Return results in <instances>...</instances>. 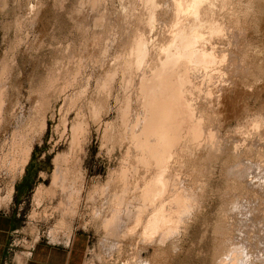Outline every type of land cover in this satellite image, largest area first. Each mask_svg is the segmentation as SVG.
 <instances>
[{"label":"rangeland","instance_id":"374dc122","mask_svg":"<svg viewBox=\"0 0 264 264\" xmlns=\"http://www.w3.org/2000/svg\"><path fill=\"white\" fill-rule=\"evenodd\" d=\"M178 1L0 0V212L16 220L12 256L23 257L39 240L65 244L80 238L86 245L85 264H226L224 259L235 249L242 260L234 264H264V0ZM178 30L188 32L189 38L200 34L199 39L193 37L198 44L185 45ZM184 46L189 48L184 51ZM200 47L212 52L211 61L194 60L197 57L188 54ZM189 64L197 66L192 69ZM168 66L175 68L174 76L171 70L162 71ZM179 69L183 72L178 74ZM160 71L172 82L162 84L169 90L165 93L158 91L163 87H154L156 94L149 87L157 83L153 76ZM179 79L189 86L185 89ZM174 89L178 95L186 91L179 97L189 102L185 105L190 109L183 107V100L177 102ZM169 92L177 100H169ZM162 96L168 103L160 102ZM172 104L175 115L169 109ZM161 129L166 134L158 137ZM58 154L71 156L68 168H75L69 173L77 174L69 177L79 190L65 194L51 182ZM37 189L42 191L40 197L35 196ZM151 218H157L153 226Z\"/></svg>","mask_w":264,"mask_h":264},{"label":"bare ground","instance_id":"6f19581e","mask_svg":"<svg viewBox=\"0 0 264 264\" xmlns=\"http://www.w3.org/2000/svg\"><path fill=\"white\" fill-rule=\"evenodd\" d=\"M177 1H178V0H177ZM197 1H198V0H197ZM197 1H196V2H197ZM178 2H179V1H178ZM201 2H202V1H201ZM175 3H176V2H175ZM180 3H181V1H180ZM180 3H179V7L181 8L182 6H180ZM183 3H184V2H182V4H183ZM210 3H211V2H210ZM187 4H188V3H187ZM187 4H186V5H187ZM204 4H205V3H204ZM183 5H184V4H183ZM191 6H192V5H191ZM200 6H201V5H200ZM177 7H178V3H177ZM187 7H188V6H186V9H187ZM182 8H183V7H182ZM195 8H196V7H195ZM195 8H194V9H195ZM196 9H197V8H196ZM200 9H201V8H200ZM204 9H205V8H204ZM179 10H180V9H179ZM184 10H185V9H184ZM85 11H86V10H85ZM87 11H88V10H87ZM185 11H186V10H185ZM187 11H189V10H187ZM187 11H186V12H187ZM200 11H201V10H200ZM177 12H178V10H177ZM182 12H183V11L181 10V13H180V14H182ZM186 12H184V13H186ZM194 12H195V11H194ZM197 12H199V8H198V11H197ZM90 13H91V12H90ZM178 13H179V12H178ZM188 13H189V12H188ZM85 14H86V13H85ZM91 14H92V13H91ZM191 14H192V13H191ZM191 14H190V15H191ZM199 15H200V14H199ZM89 16H90V15H89ZM192 16H194V15H192ZM186 17H187V15H186ZM189 17H191V16H189ZM194 17H195V16H194ZM93 18H94V17H93ZM178 18H180L179 15H178ZM198 18H199V17H198ZM201 18H202V17H201ZM190 19H191V18H190ZM88 20H89V19H88ZM177 20H179V19H177ZM182 20H183V19H182ZM185 20H186V19H185ZM188 20H189V19H188ZM188 20H187V21H188ZM198 21H200V20H198ZM105 22H106V21H105ZM177 22H178V21H177ZM180 22H181V19H180ZM196 22H197V21H196ZM181 23H182V22H181ZM106 24H107V23H106ZM174 24L177 25L176 22H175ZM201 24H202V22H201ZM198 25H199V24H198ZM202 25H203V24H202ZM98 26H99V25H98ZM178 26H179V25H178ZM104 27H105V26H104ZM108 27H109V25H108ZM180 27L182 28L183 26L180 25ZM180 27H179V29H180ZM197 27H198V26H197ZM197 27H196V28H197ZM99 28H100V27H99ZM175 28H176V27H175ZM186 28H187V27H186ZM196 28H195V29H196ZM104 29H105V28H104ZM173 29H174V28H173ZM183 29H184V27H183ZM192 29H193V28H192ZM199 29H200V28H199ZM140 30H141V29H140ZM197 30H198V28H197ZM99 31H100V30H99ZM99 31H98V33H99ZM174 31H175V30H174ZM178 31H179V30H178ZM182 31H183V30H182ZM182 31H179V32H182ZM193 31H194V30H193ZM194 32H196V31H194ZM91 33H92V32H91ZM94 33H95V32H94ZM138 33H139V30H138ZM176 33H178V32H176ZM182 33H183V32H182ZM95 34H96V33H95ZM142 34H143V33H142ZM178 34H179V33H178ZM178 34L175 35V36L177 37ZM180 34H181V33H180ZM183 34L187 35L188 32H187V34H186V32L183 33ZM183 34H182V35H183ZM193 34H194V33H193ZM193 34H192V35H193ZM96 35H97V34H96ZM96 35H95V36H96ZM100 35H101V33H100ZM100 35H98V36H100ZM103 35H104V34H103ZM103 35H102V36H103ZM137 35H138V34H137ZM182 35H180V37L183 38V43H184L185 45H191V46H192V44H194V42L196 43V42L198 41L197 39L194 38L195 40H197V41H195V40L193 39V37H198V39H199V36H200V34H199V36H193V37H191V34H190V38H189L188 35H187L188 37H187V36L185 37L184 35H183V36H184V37H183ZM195 35H197V34L195 33ZM173 37H174V35H173ZM176 37H175V38H176ZM180 37H179V40H178V41H180ZM95 38H96V37H95ZM95 38H94V39H95ZM135 38H138V39H139V35H138V37H135ZM203 38H204V37H203ZM101 39H102V38H101ZM101 39H100V40H101ZM176 39H177V38H176ZM89 40H90V39H89ZM89 40H88V41H89ZM100 40H99V41H100ZM140 40H141V39H140ZM172 40H173V39H172ZM97 41H98V40H97ZM95 42H96V40H95ZM137 42H138V41H137ZM174 42H176L175 39H174ZM181 42H182V40H181ZM181 42H180V43H181ZM100 43H101V42H100ZM170 43H171V41H170ZM170 43H169V44H170ZM200 43H201V41H200ZM97 44H98V43H97ZM137 44H138V43H137ZM142 44H143V43H142ZM174 44H176V43H174ZM197 44H198V42H197ZM98 45H99V44H98ZM140 45H141V44H140ZM146 45H147V44H146ZM146 45H145V46H146ZM170 45H171V44H170ZM178 45H179V44H178ZM199 45H200V44H199ZM209 45H210V44H209ZM148 46H149V45H148ZM174 46H175V45H174ZM179 46H180V49H183V48H181V45H179ZM191 46H190V47H191ZM196 46H197V45H196ZM196 46H195V47H196ZM206 46H207V45H206ZM143 47H144V46H143ZM146 47H147V46H146ZM146 47H145V48H146ZM175 47H176V46H175ZM182 47H183V45H182ZM186 47H187V46H186ZM192 47H194V46H192ZM210 47H211V46H210ZM96 48H97V47H96ZM139 48H140V47H139ZM145 48H144V49H145ZM187 48H189V47H187ZM187 48L185 49V46H184V51H186ZM197 48H198V47H197ZM211 48H212V47H211ZM203 49H204V48H202V50H203ZM96 50H97V49H96ZM146 50H147V49H146ZM146 50H145V51H146ZM173 50H174V49H173ZM184 51H183V52L180 51V53H181V52L184 53ZM207 51H208V49H207V50L204 49L203 51H201V47H200V50H198V49H196V48H193V49L191 48V49L188 50V54H189L190 56L192 55V56H194V57L196 56V57L198 58V59H197V58H194V57H193L194 60H195V59H196V60H199V61L201 60V62H202V60H206V61L208 62V60L211 61V58H210V57L213 56V54L211 55V53H212V52H211V53H210L211 56H210V55L208 54L209 52L207 53ZM146 52H147V51H146ZM146 52H145V53H146ZM178 52H179V50L176 52V54H177ZM163 53H164V52H163ZM165 53H167V51H166ZM172 53L175 54V52H172ZM172 53H171V54H172ZM171 54H170V55H171ZM185 54H186V53H185ZM185 54H184V55H185ZM189 55H188L187 57H189ZM101 56H102V55H101ZM162 56L164 57V55H162ZM174 56H175V57H178V56H176V55H174ZM174 56L171 57V58H172V59L174 58L173 60H176V61H177V59H176ZM143 57H145V54H144ZM155 57H156V56H155ZM168 57H169V59H171L170 56H167V58H168ZM180 57H181V56H180ZM185 57H186V55H185ZM181 58H183V56H182ZM181 58H179V59H181ZM193 58L191 57V60H192ZM108 59H109V58H108ZM146 59H147V58H146ZM179 59H178V60H179ZM186 59H188V58H186ZM207 59H208V60H207ZM212 59H213V57H212ZM139 60H140V59H139ZM183 60L185 61V59H183ZM183 60H182V61H183ZM189 60H190V59H189ZM142 61H143V60H142ZM153 61H154V60H153ZM159 61H160V60H159ZM166 61H168V59H166ZM182 61L180 60V62H182ZM186 61H187V60H186ZM206 61H204V63H205ZM154 62H155V61H154ZM155 63H156V62H155ZM174 63H177V62L174 61L172 64L175 65ZM156 64H157V63H156ZM165 64H166V63H165ZM172 64H171V65H172ZM186 64H187V63H186ZM194 64H195V61H194ZM130 65H131V63H130ZM135 65H136V63H135ZM144 65H145V63H144ZM148 65H149V64H148ZM152 65H153V64H152ZM163 65H164V64H163ZM166 65H168V64H166ZM166 65H165V66H166ZM189 65H190V64H189ZM205 65H206V64H205ZM161 66H162V65H161ZM165 66H164V67H165ZM169 66H170V65H169ZM169 66H168L167 69L164 68V67H162V68H163L162 71H166V74H167V71L170 72L171 67L169 68ZM191 66H192V65H190L189 67L192 68ZM193 66H194V65H193ZM196 66H197V65H196ZM196 66H195V67H196ZM218 66H219V65H218ZM130 67L132 68L133 66H130ZM149 67H150V66H149ZM178 67H179V66H178ZM195 67H194V68H195ZM176 68H177V67H176ZM190 68H189V69H190ZM194 68H192V69H194ZM158 69H159V68H158ZM174 69H175V68H174ZM174 69L171 70L172 73H170V74H173ZM189 69H188L187 71L190 72ZM196 69H199V68H196ZM215 69H216V68H215ZM144 70H145V69H144ZM156 70H157V69H156ZM182 70H183V67H182ZM131 71H132V69H131ZM137 71H138V69H137ZM154 71H155V70H153V72H154ZM157 71H158V70H157ZM157 71H156V72H157ZM162 71H160V73H159L158 75H157V73H156L157 76H155V74H154V76H153V74H152V76H153L155 79H157V83H156V81H155V82H154L155 84H153V86H150L149 88H150V90H153V92H155V93H156V91H155L156 89H157V90H158V88L160 89L161 87H163L164 84H166V86H167V83H169L168 81H170L169 79H170L171 76H169V77H165V76H163V74H161ZM175 71H176V70H175ZM179 71H180V69H179ZM179 71H178V74L183 72V71H182V72H181V71L179 72ZM151 72H152V70H151ZM151 72H150V70H149V73H151ZM158 72H159V71H158ZM129 73H130V72H129ZM146 73H147V72H146ZM154 73H155V72H154ZM194 73H195V72H194ZM199 73H201V72H199ZM199 73H198V74H199ZM105 74H106V73H105ZM137 74H138V73H137ZM160 74H161V75H160ZM166 74H165V75H166ZM168 74H169V73H168ZM174 74H175V73H174ZM174 74H173V76H174ZM185 74H186V73H185ZM191 74H192V73H191ZM191 74H190V76H191ZM108 75H109V74H108ZM144 75H145V74H144ZM147 75L149 76L148 73H147ZM159 75H160V76H159ZM176 75H177V74H176ZM150 76H151V75H150ZM158 76H159V77H158ZM162 76H163V77H162ZM177 76H178V75H177ZM179 76H180V75H179ZM179 76H178V77H179ZM187 76H188V75H187ZM113 77H114V76H113ZM128 77H129V76H128ZM146 77H147V76H146ZM153 77H152V78H153ZM184 77H186V76H185V75H182V79H183ZM102 78H103V77H102ZM138 78H139V77H138ZM143 78H144V77H143ZM176 78H177V77H176ZM176 78H175V79H176ZM112 79H113V78H112ZM133 79H134V78H133ZM141 79H142V78H141ZM182 79H179V82H182L181 84H183ZM185 79H186V78H185ZM185 79H183V80H185ZM47 80H48V79H47ZM100 80H101V79H100ZM100 80H99V81H100ZM143 80H145V79H143ZM147 80H148V79H147ZM147 80H146V81H147ZM149 80H151V78H150ZM177 80H178V78H177ZM180 80H181V81H180ZM188 80H189V79H188ZM113 81H114V79H113ZM140 81H141V80H140ZM150 82H151V81H150ZM152 82H153V81H152ZM170 82H172V80H171ZM173 82H176V80L173 81ZM190 82H191V81H190ZM126 83H128V82H126ZM139 83H142V82H139ZM186 83H188V82L186 81ZM162 84H163V85H162ZM177 84H178V83H177ZM189 84H190V83H189ZM191 84H192V82H191ZM101 85H102V84H101ZM139 85H140V84H139ZM168 85H169V84H168ZM170 85H171V84H170ZM193 85H194V84H193ZM64 86H65V85H64ZM136 86H137V85H136ZM148 86H149V84H148ZM164 86H165V85H164ZM166 86H165V87H166ZM178 86H179V85H178ZM187 86H189V85L187 84ZM187 86H186V84H185V86H184V84H183V87H185V89L187 88ZM103 87H104V86H103ZM129 87H130V86H129ZM154 87H155L156 89H155ZM172 87H174V86H172ZM179 87H180V86H179ZM179 87H178V88H179ZM183 87H182V88H183ZM144 88H145V87H144ZM169 88H170V87H169ZM176 88H177V86L175 87V89H176ZM195 88H196V87H195ZM164 89H166V88L163 87V89L161 88V89L158 90V91L161 92V90L163 91ZM175 89H174V94L178 95L177 92H175ZM180 89H181V88H179L178 90H180ZM193 89H194V88H193ZM148 90H149V89H148ZM167 90H168V89H166L165 91H167ZM170 90H171V89H170ZM183 90H184V89H183ZM183 90H182V91H183ZM188 90H189V89H188ZM213 90H214V89H213ZM144 91H145V90H144ZM168 91H169V90H168ZM176 91H177V90H176ZM182 91H181V94H182V93H185V94H186V91H185V92H182ZM51 92H52V90H51ZM147 92H148V91H147ZM147 92H145V93H147ZM163 92H164V91H163ZM163 92H162V94H163ZM201 92H202V91H201ZM201 92H199V93H200L199 95H201ZM148 93H149V94L151 93V94L154 96V93H152V91H151V92H148ZM164 93H165V92H164ZM169 93H170V92H169ZM171 93L173 94V91H172ZM171 93H170L171 98L169 97L168 99H169V100L171 99L172 102H173V100H175L176 98H173V99H172V94H171ZM187 93H188V91H187ZM194 93H196V92H194ZM202 93H203V92H202ZM205 93H206V92H205ZM208 93H209V92H208ZM151 94H150V95H151ZM156 94H157V93H156ZM179 94H180V93H179ZM181 94H180V95H181ZM188 94H189V96H190L191 93H188ZM197 94H198V93H197ZM150 95H149V96H150ZM158 95L160 96L161 94L159 93ZM180 95H178V100L176 99L178 103H179L181 100H183V99L180 100V97H179ZM183 95H184V94H183ZM205 95H206V94H205ZM137 96H138V95H137ZM149 96L147 95V97H146V96L144 95V97H146V98H149ZM156 96H157V95H156ZM165 96H166V95H165ZM165 96H164V97L162 96L161 98L164 99ZM167 96H169V95H167ZM189 96L187 97V95H186V96H185L186 98H185L184 96H183V97H184L185 99H188ZM191 96H192V95H191ZM68 97H69V96H68ZM173 97H176V96L174 95ZM197 97H198V96H197ZM197 97H196V98H197ZM159 98H160V97H159ZM166 98H167V97H166ZM166 98L164 99V101H163V99H162L163 102H162V101H160V102H161V103H165V104L168 103V101L166 102V100H167ZM196 98H195V99H196ZM212 98H213V97H212ZM68 99H69V98H68ZM151 99H152V96H151ZM154 99H155V97H154ZM129 100H130V98H128V101H129ZM144 100H145V99H144ZM148 100H150V99H148ZM179 100H180V101H179ZM192 100H193V99H192ZM145 101H146V100H145ZM152 101H153V99H152ZM183 101H184V100H183ZM183 101H181V102H183ZM190 101H191V99H190ZM196 101H197V99H196ZM200 101H201V99H200ZM148 102H149V101H148ZM158 102H159V101H158ZM169 102H171V101H169ZM172 102H171V103H172ZM185 102H186V103H185ZM192 102H193V101H192ZM197 102H198V101H197ZM143 103H144V101H143ZM178 103H177V106L180 105V104H178ZM183 103H184V104H183V107H187V108H189L188 106H186V105H188V103H189V102L187 103V100L184 101ZM127 104H128V103H127ZM130 104H131V103H130ZM150 104H151V103H150ZM153 104H154V103H153ZM157 104H158V103H157ZM185 104H186V105H185ZM143 105H144V104H143ZM155 105H156V104H155ZM184 105H185V106H184ZM137 106H139V105H137ZM146 106H148V105H146ZM146 106H145V108H146ZM149 106H150V105H149ZM163 106H164V104H163ZM152 107H153V106H152ZM156 107H157V106H156ZM165 107H167V106L165 105ZM180 107H181V106H179V107H177V108L180 109ZM203 107H205V104H204ZM39 108H41V106H40ZM134 108H135V107H134ZM142 108H143V107H142ZM157 108H158V107H157ZM157 108H156V109H157ZM160 108H161V106H160ZM160 108H159V109H160ZM193 108H194V107H193ZM198 108H199V107H198ZM98 109H99V108H98ZM129 109L131 110V108H129ZM149 109H150V108H149ZM152 109H153V108H152ZM169 109H170L171 112H172L173 110H175V104L170 105ZM169 109H168V111H169ZM181 109H182V107H181ZM183 109H184V108H183ZM183 109H182V111H186V110H183ZM189 109H190V108H189ZM64 110H65V109H64ZM132 110H133V109H132ZM138 110H139V109H138ZM194 110H195V109H194ZM180 111H181V110H180ZM190 111H191V110H190ZM129 112H130V111H127V113H129ZM141 112H143V109H142ZM144 112H145V111H144ZM147 112H148V111H147ZM147 112H146V113H147ZM150 112H151V111H150ZM153 112H154V111H153ZM186 112H187V111H186ZM191 112H192V111H191ZM191 112H190V113H191ZM199 112H201V111H199ZM146 113H145V115H147ZM167 113H168V112H167ZM167 113H166V114H167ZM172 113H173V112H172ZM180 113H181V112H180ZM183 113H184V112H183ZM188 113H189V112H188ZM129 114H130V113H129ZM137 114H138V113H137ZM140 114H141V113H140ZM142 114H143V113H142ZM173 114L175 115V113H173ZM186 114H187V113H186ZM134 115H135V113H134ZM134 115H133V116H134ZM148 115H149V113H148ZM148 115H147L146 117H148ZM156 115H157V114H156ZM177 115H178V114H177ZM184 115H185V113H184ZM191 115H192V113H191ZM195 115H196V114H195ZM96 116H97V115H96ZM99 116H100V115H99ZM123 116H125V114H124ZM127 116H128V115H127ZM138 116H139V115H138ZM167 116H168V115H167ZM198 116H199V115H198ZM139 117H140V116H139ZM172 117H173V116H172ZM194 117H195V116H194ZM201 117H202V116H201ZM144 118H145V117H144ZM148 118H149V117H148ZM154 118H155V117H154ZM157 118H158V117H157ZM162 118H163V117H162ZM166 118H167V117H166ZM168 118H169V117H168ZM178 118H179V117H178ZM181 118H182V117H181ZM181 118H180V119H181ZM187 118H188V117H187ZM129 119H130V118H129ZM135 119H136V118H135ZM138 119H139V118H138ZM145 119H146V118H145ZM160 119H161V118H160ZM172 119H173V118H172ZM203 119H204V118H203ZM77 120H78V119H77ZM130 120H131V119H130ZM151 120H152V119H151ZM167 120L170 121V119H167ZM167 120H166V122H167ZM197 120H198V119H197ZM42 121H43V119H42ZM146 121H147V119H146ZM148 121H149V120H148ZM155 121H156V120H155ZM81 122H82V121H81ZM201 122H202V121H201ZM201 122H200V124H201ZM138 123H139V122H138ZM156 123H158V122H156ZM136 124H137V123H136ZM142 124H143V122H142ZM161 124H162V123H161ZM175 124H176V123H175ZM157 125H158V124H157ZM166 125H167V124H166ZM166 125H165V126H166ZM179 125H180V124H179ZM193 125H194V124H193ZM129 126H130V125H129ZM155 126H156V125H155ZM160 126H164V125L162 124V125H160ZM168 126H169V125H168ZM172 126H173V125H172ZM197 126H198V125H197ZM201 126H202V125H201ZM137 127H138V126H137ZM140 127H141V126H140ZM199 127H200V126H199ZM77 128H78V127H76V130H75V131H78ZM162 128H163V130H164V127H162ZM130 129H131V128H130ZM145 129H146V128H145ZM165 129H166V128H165ZM184 129H185V128H184ZM135 130H136V129H135ZM155 130H157V129H155ZM161 130H162V129H161ZM163 130H162L161 133H157L158 130H157V132L155 131L156 134H158V137H159V134H160L161 136H162V135L165 136L166 132H163ZM205 130H206V129H205ZM147 131H148V130H147ZM41 132H42V131H41ZM159 132H160V131H159ZM169 132H170V131H169ZM173 132H174V131H173ZM173 132H172V134H173ZM176 132H177V131H176ZM179 132H180V130H179ZM198 132H199V131H198ZM210 132H212V131H210ZM141 133H142V132H141ZM141 133H139V134H141ZM187 133H189V132H187ZM137 134H138V133H137ZM148 134H149V133H148ZM156 134L154 133V136H156ZM175 134H176V133H175ZM206 134H207V133H206ZM29 135H30V134H29ZM33 135H35V134H33ZM141 135H142V134H141ZM141 135H140V136H141ZM167 135H168V134H167ZM176 135H177V134H176ZM176 135H175V136H176ZM31 136H32V135H31ZM135 136H136V134H135ZM161 136H160V137H161ZM179 136H180V135H179ZM179 136H178V137H179ZM32 137H33V136H32ZM149 137H150V136H149ZM149 137H148V138H149ZM158 137H157V138H158ZM215 137H216V136H215ZM23 138H24V137H23ZM143 138H144V137H143ZM152 138H153V140H154V139L156 140V138H154V137L151 135L150 139L152 140ZM167 138H168V137H167ZM193 138H194V137H193ZM218 138H219V137H218ZM25 139H26V137H25ZM73 139H74V138H73ZM139 139H140V137H139ZM159 139H160V138H158V140H159ZM162 139H163V141H165V140H164V137H161V140H162ZM187 139H188V138H187ZM35 140H36V139H35ZM35 140H34V141H35ZM140 140H141V139H140ZM167 140H168V139H166V141H167ZM173 140H174V139H173ZM212 140H213V139H212ZM144 141H145V140H144ZM166 141H165V142H166ZM168 141H169V140H168ZM196 141H197V140H196ZM202 141H203V140H202ZM213 141H214V140H213ZM148 142H149V141H148ZM150 142H151V141H150ZM153 142H154V141H153ZM161 142H162V141H160V144H161ZM171 142H172V141H171ZM199 142H200V141H199ZM137 143H138V141H137ZM144 143H145V142H144ZM155 143H156V141H155ZM201 143H202V142H201ZM23 144H24V143H23ZM158 144H159V142H158ZM158 144H157V145H158ZM160 144H159V145H160ZM162 144H164V142H162ZM27 145H28V143H27ZM166 145H168V144H166ZM183 145H184V144H183ZM187 145H188V144H187ZM30 146H31V145H30ZM140 146H141V145H140ZM132 147H133V146H132ZM146 147H147V146H146ZM181 147H182V146H181ZM70 148H71V147H70ZM72 148H73V147H72ZM166 148H167V147H166ZM28 149H29V150L27 151L26 158H25V160H24V165H25V164L28 162V160H29V157H30V154H31V151H32V147H30V148H28ZM80 149H81V148H80ZM223 149H224V148H223ZM152 150H153V149H152ZM158 150H161V149L159 148ZM158 150H157V151H158ZM164 150H167V149L164 148L163 151H164ZM171 150H172V149H171ZM175 150H176V149H175ZM189 150H190V149H189ZM204 151H205V150H204ZM153 152H154V151H153ZM160 152H162V151H160ZM168 152L170 153V151H168ZM196 152H197V151H196ZM200 152H203V151H200ZM149 153H151V152H149ZM163 153H164V152H163ZM173 153H174V151H173ZM173 153H171V154H173ZM69 154H70V153H69ZM154 154H156V153L154 152ZM157 154H158V153H157ZM175 154H176V153H175ZM178 154H179V153H178ZM203 154H205V153H203ZM209 154H212V153H209ZM23 155H24V154H23ZM131 155H132V154H131ZM146 155H147V154H146ZM173 155H174V154H173ZM181 155H182V154H181ZM214 155H216V154H214ZM214 155H213V156H214ZM79 156H80V155H79ZM148 156H149V155H148ZM169 156H170V155H169ZM70 157H71V156H69V155H67V154H64V155H60V154H58V155L56 156V158L54 159L55 167H54V171L52 172V181H51V182H52L55 186H58V187L61 189V191H62L63 193H65V194H66V193H71V192H73V191H75V190H79L78 187H76V185H75V183H76L75 181H76V180L73 181V180H71L70 177H69V176H71L72 174H75V173L77 174V172H76L75 170H74L75 173H74L73 170H72V171H73L72 174L69 173V170H70L71 168H75L74 166L71 167L70 169L68 168V162H70L69 160H71ZM142 157H143V156H142ZM159 157H160V156H159ZM161 157H162V156H161ZM182 157H183V156H182ZM187 157H188V156H187ZM203 157H204V156H203ZM166 158H167V156H166ZM195 158H196V157H195ZM200 158H201V157H200ZM73 159H74V158L72 157V161H73ZM155 159H156V158H155ZM176 159H177V158H176ZM190 159H191V158H190ZM210 159H211V158H210ZM145 160H146V159H145ZM165 160H166V159H165ZM165 160L163 159V162H162V161H160V162H162L163 164H165V163H164ZM167 160H168V159H167ZM173 160H175V159H173ZM180 160H181V159H180ZM180 160H179V161H180ZM195 160H196V159H195ZM75 161H76V160H75ZM77 161L81 162V160H77ZM129 161H130V160H129ZM156 161H157V160H156ZM189 161H190V160H189ZM198 161H199V160H198ZM198 161H197V162H198ZM146 162H147V161H146ZM157 162H158V161H157ZM75 163H76V162H75ZM170 163H171V162H170ZM170 163H168V164H170ZM193 163H194V162H193ZM193 163H192V164H193ZM210 163H211V162H210ZM78 164H79V163H78ZM78 164H77V166H78ZM129 164H130V163H129ZM168 164H167V165H168ZM173 164H174V162H173ZM131 165H132V164H131ZM154 165H155V164H154ZM160 165H161V163H160ZM171 165H172V164H171ZM129 166H130V165H129ZM164 166H165V165H164ZM169 166H170V165H169ZM195 166H196V165H195ZM195 166H194V167H195ZM202 166H203V165H202ZM209 166H210V165H209ZM23 167H24V166H23ZM69 167H70V166H69ZM80 167H81V166H80ZM149 167H150V166H149ZM158 167H160V166H158ZM174 167H175V166H174ZM232 167H233V166H232ZM76 168H77V167H76ZM140 168H141V167H140ZM151 168H152V167H151ZM163 168L165 169V167H163ZM190 168H193V166L190 167ZM195 168H196V167H195ZM197 168H198V166H197ZM23 169H24V168H23ZM23 169H22V171H24ZM80 169H81V168H80ZM80 169H77V171H79ZM160 169H161V168H160ZM164 169H162V170H164ZM185 169H186V168H185ZM200 169H201V168H200ZM202 169H203V168H202ZM155 170H156V169H155ZM162 170H161V171H162ZM181 170H182V169H181ZM81 171H82V170H81ZM143 171H144V170H143ZM152 171H153V170H152ZM164 171H165V170H164ZM201 171H202V170H201ZM146 172H147V171H146ZM176 172H177V171H176ZM178 172H179V171H178ZM181 172H183V170H182ZM191 172H192V171H191ZM202 172H203V171H202ZM210 172H211V171H210ZM79 173H81V172H79ZM79 173H78V174H79ZM159 173H161V172H159ZM172 173H173V172H172ZM186 173H187V172H186ZM189 173H190V172H189ZM203 173H205V172H203ZM226 173H227V172H226ZM19 174H20V173H19ZM149 174H150V173H149ZM165 174H166V173H165ZM178 174H179V173H178ZM197 174H198V173H197ZM197 174H196V175H197ZM42 175H43V174H42ZM112 175H113V174H112ZM153 175H154V173H153ZM156 175H157V174H156ZM175 175H176V174H175ZM181 175H182V174H181ZM186 175H187V174H186ZM194 175H195V174H194ZM194 175L192 174V176H194ZM203 175H204V174H203ZM211 175H212V173H211ZM224 175H225V173H224ZM224 175H223V176H224ZM78 176H80V175H78ZM162 176H163V175H161V177H162ZM176 176H177V175H176ZM178 176H179V175H178ZM187 176H188V175H187ZM190 176H191V175H190ZM134 177H135V176H134ZM134 177H133V178H134ZM149 177H150V176H149ZM156 177H157V176H156ZM161 177L159 176L158 178H161ZM174 177H175V176H174ZM233 177H234V176H233ZM71 178H72V177H71ZM73 178H75V177H73ZM82 178H83V177H82ZM142 178H143V177H142ZM146 178H147V177H146ZM166 178H167V176L165 177V179H166ZM179 178H180V176H179ZM194 178H195V177H194ZM194 178H193V179H194ZM203 178H204V176H203ZM236 178H237V177H236ZM249 178H250V177H249ZM75 179H76V178H75ZM77 179H79V178H77ZM150 179H151V178H150ZM150 179H149V180H150ZM154 179H155V178H154ZM161 179H162V178H161ZM161 179H160V181H162ZM240 179L243 181L242 178H240ZM130 180H131V179H130ZM158 180H159V179H158ZM173 180H174V179H173ZM181 180H182V178L180 179V181H181ZM198 180H199V179H198ZM203 180H205V179H203ZM252 180H253V179H252ZM80 181H82V180H80ZM167 181H168V180H167ZM192 181H193V180H192ZM239 181H240V180H239ZM135 182H136V181H135ZM143 182L146 183L145 181H143ZM149 182H150V181H149ZM152 182H153V181H152ZM184 182H185V181H184ZM186 182H187V181H186ZM144 183H143V184H144ZM150 183H151V182H150ZM163 183H164V182H163ZM163 183H162V184H163ZM166 183H167V182H166ZM166 183H165V184H166ZM181 183H182V182H181ZM231 183H232V182H231ZM242 183H243V182H242ZM244 183H245V182H244ZM140 184H141V183H140ZM204 184H205V183H204ZM126 185H127V184H126ZM153 185H154V184H153ZM155 185H157V184H155ZM159 185H160V184H159ZM163 185H164V184H163ZM172 185H173V184H172ZM174 185H175V184H174ZM195 185H196V184H194V186H195ZM234 185H235V184H234ZM244 185H245V184H244ZM80 186H81V185H80ZM80 186H79V187H80ZM84 186H85V185H84ZM147 186H148V184H147ZM147 186H146V187H147ZM169 186H170V185H169ZM181 186H182V185H181ZM183 186H184V185H183ZM197 186H198V185H197ZM197 186H195V187H197ZM46 187H47V186H46ZM141 187H142V185H141ZM157 187H158V186H157ZM178 187H179V186H178ZM235 187H236V186H235ZM243 187H244V186H243ZM39 188H40V187H39ZM48 188H49V187H48ZM109 188H110V187H109ZM170 188H171V187H170ZM170 188H169V189H170ZM173 189H174V188H173ZM10 190H11V189H10ZM128 190H129V189H128ZM141 190H142V189H141ZM153 190H155V189H153ZM153 190H151V192H152ZM159 190H160V188H159ZM165 190H166V189H165ZM7 191H8V190H7ZM12 191H13V190H11L10 192L12 193ZM43 191H44V190H43ZM157 191H158V190H157ZM41 192H42L41 189H37V191H36V193H35V196L38 197L39 195H41ZM46 192H47V191H46ZM144 192H145V191H144ZM151 192H146V193L151 194ZM153 192H154V191H153ZM160 192H162V191H160ZM205 192H206V191H205ZM11 193H10V194H11ZM44 193H45V192H44ZM136 193H137V192H136ZM141 193H142V192H141ZM157 193H158V192H157ZM157 193L155 192V194H157ZM108 194H109V192H108ZM123 194H124V193H123ZM131 194H133V193H131ZM125 195H126V194H125ZM125 195H124V196H125ZM140 195H141V194H140ZM144 195H145V194H144ZM151 195H152V194H151ZM174 195H175V194H174ZM145 196H146V195H145ZM39 197H40V196H39ZM104 197H105V196H104ZM127 197H129V196H127ZM127 197H126V198H127ZM139 197H140V196H139ZM148 197H149V196H148ZM154 197H155V196H154ZM205 197H206V196H205ZM54 198H55V197H54ZM107 198H108V196H107ZM134 198H135V197H134ZM175 198H176V197H175ZM226 198H227V197H226ZM5 199H6V198H5ZM111 199H112V198H111ZM152 199H153V198H152ZM155 199H156V198H155ZM158 199H159V198H158ZM201 199H202V197H201ZM224 199H225V198H224ZM0 200H1V199H0ZM37 200H38V198H37ZM58 200H59V199H58ZM116 200H117V199H116ZM126 200H127V199H126ZM126 200H125V202H126ZM134 200H135V199H134ZM143 200H145V199H143ZM148 200H150V198H149ZM160 200H161V199H160ZM227 200H228V199H227ZM40 201H41V200H40ZM112 201H113V200H112ZM118 201H119V200H118ZM145 201H146V200H145ZM154 201H155V200H154ZM154 201H152V202H154ZM2 202H3V201H1V203H2ZM96 202H97V201H96ZM109 202H110V201H109ZM123 202H124V201H123ZM123 202H122V203H123ZM131 202H133V201H131ZM147 202H149V201H147ZM158 202H160V201H158ZM3 203H4V202H3ZM5 203H6V202H5ZM133 203H134V202H133ZM137 203H138V202H137ZM142 203H143V202H142ZM142 203H141V204H142ZM144 203H145V202H144ZM112 204H113V203H112ZM147 204H148V203H147ZM150 204H151V203H150ZM163 204H164V203H163ZM192 204H193V203H192ZM242 204H243V203H242ZM4 205H5V204H4ZM70 205H71V204H70ZM95 205H96V204H95ZM104 205H105V204H104ZM125 205H126V204H125ZM125 205H124V206H125ZM132 205H133V204H132ZM243 205H244V204H243ZM62 206H63V205H62ZM109 206H110V204H109ZM109 206H108V208H109ZM111 206H112V205H111ZM114 206H115V205H114ZM116 206L119 207V206H121V205L119 204V205H116ZM133 206H134V205H133ZM141 206H142V205H141ZM143 206H144V205H143ZM151 206H152V205H151ZM157 206H159V205H157ZM171 206H172V205H171ZM0 207H2V206H0ZM48 207H49V206H48ZM65 207H66V206H65ZM97 207H98V206H97ZM104 207H106V206H104ZM121 207H123V205H122ZM135 207H136V206H135ZM135 207H134V209H135ZM137 207H138V206H137ZM154 207H156V206H154ZM248 207H249V205H248ZM130 208H131V207H130ZM130 208H129V209H130ZM145 208H146V207H145ZM149 208H151V207H149ZM152 208H153V207H152ZM103 209H104V208H103ZM105 209H107V208H105ZM112 209H113V208H112ZM112 209H111V211H112ZM124 209H125V208H124ZM137 209H138V208H137ZM139 209H141V207H139ZM153 209H154V208H153ZM166 209H167V208H166ZM245 209H246V208H245ZM101 210H102V208L100 209V212H101ZM108 210H109V209H108ZM108 210H107V211H108ZM113 210H114V209H113ZM125 210H126V209H125ZM131 210H132V209H131ZM143 210H144V209H142L141 211H143ZM146 210H147V209H146ZM150 210H151V209H150ZM156 210H157V209H156ZM156 210H155V212H156ZM163 210H164V209H163ZM173 210H174V209H173ZM173 210H172V212H173ZM241 210H242V209H241ZM45 211H46V210H45ZM122 211H123V210H122ZM133 211H134V210H133ZM133 211H132V213H133ZM139 211H140V210H137V211H135V212H138V214H139ZM141 211H140V212H141ZM147 211H148V210H147ZM153 211H154V210H153ZM164 211H165V210H164ZM201 211H202V210H201ZM201 211H200V212H201ZM223 211H224V210H223ZM233 211H234V210H233ZM237 211H238V210H237ZM237 211H236V212H237ZM247 211H248V209H247ZM35 212H37V211L35 210ZM114 212H115V211H114ZM117 212H118V211H117ZM123 212H124V211H123ZM126 212H127V211H126ZM129 212H130V211H129ZM129 212H128V213H129ZM148 212H149V211H148ZM197 212H198V211H197ZM234 212H235V211H234ZM240 212H241V211H240ZM249 212H250V211H249ZM105 213H106V211H105ZM109 213H110V210H109ZM118 213H119V212H118ZM161 213H162V212H161ZM167 213H168V212H167ZM238 213H239V212H238ZM103 214H104V212H103ZM119 214H120V213H119ZM122 214H123V213H121V215H122ZM147 214H148V213H147ZM152 214H153V213H152ZM155 214H156V213H155ZM165 214H166V213H165ZM165 214H164L163 216H165ZM172 214H173V213H172ZM179 214H180V213H179ZM188 214H189V213H188ZM228 214H229V213H228ZM232 214H233V213H232ZM34 215H35V214H34ZM36 215H37V214H36ZM39 215H40V214H39ZM42 215H45V214H42ZM55 215H56V214H55ZM100 215H101V214H100ZM108 215H109V214H108ZM108 215H107V216H108ZM124 215H125V214H123V217H124ZM127 215H128V214H126V216H127ZM130 215H131V214H129L128 216H130ZM167 215H168V214H167ZM176 215H177V214H176ZM189 215H190V214H189ZM230 215H231V214H230ZM233 215H234V214H233ZM241 215H242V213H241ZM45 216H46V215H45ZM134 216H136V214L133 215V217H134ZM153 216H155V215H153ZM153 216H152V217H153ZM171 216H172V215H171ZM221 216H222V215H221ZM32 217H33V216H32ZM36 217H39V216L37 215ZM48 217H49V216H48ZM133 217H132V218H133ZM137 217H138V215L136 216V219H138ZM155 217H156V216H155ZM160 217H161V216H160ZM165 217H167V216H165ZM165 217H164V218H165ZM233 217H234V216H231L232 220L235 219V218L233 219ZM235 217H236V216H235ZM242 217H243V216H242ZM242 217H240L241 220H242ZM250 217H251V216H250ZM255 217H256V216H255ZM257 217H258V216H257ZM257 217H256V218H257ZM101 218L103 219L104 217L101 216ZM139 218H140V216H139ZM162 218H163V217H162ZM176 218H177V217H176ZM176 218H173V220L176 219ZM183 218H184V217H183ZM183 218H182V219H183ZM118 219L120 220V218H118ZM118 219H117V220H118ZM127 219H128V217H127ZM133 219L135 220V217H134ZM141 219H143L142 216H141ZM141 219H140V220H141ZM146 219H147V218H146ZM151 219H152V218H151ZM151 219H150V221L148 220L149 224L152 223L154 220L157 222V220H156L157 218H156V219L153 218L152 220H151ZM236 219H237V218H236ZM246 219H248V218L246 217ZM258 219H259V218H258ZM67 220H68V219H67ZM130 220H131V219H130ZM134 220H132L133 223H134ZM165 220H166V218H165ZM183 220H184V219H183ZM237 220H238V219H237ZM254 220H255V218H254ZM261 220H262V219H261ZM109 221H110L109 224H112V225H115V223H116L113 219H112V220L109 219ZM120 221H122V223L124 222V220H120ZM126 221H128V220H126ZM126 221H125V222H126ZM137 221H138V220H137ZM167 221H168V220H167ZM174 221H175V220H174ZM229 221H230V219H229ZM135 222H136V221H135ZM145 222H146V221H145ZM158 222H160V221H158ZM169 222H170V221H169ZM177 222H178V221H177ZM252 222H253V221H252ZM254 222H255V221H254ZM117 223H120V222L117 221ZM122 223H120V225H121ZM130 223H131V222H130ZM130 223H129V224H130ZM133 223H131V224L133 225ZM165 223H166V222H165ZM171 223H172V220H171ZM219 223H220V222H219ZM221 223H222V222H221ZM221 223H220V224H221ZM233 223H234V222H233ZM238 223H239V222H238ZM61 224H62V223H61ZM100 224H101V223H100ZM123 224H124V223H123ZM125 224H128V222L125 223ZM131 224H130L129 226H132ZM143 224H144V223H143ZM145 224H146V223H145ZM149 224H148V226H150ZM153 224H155V223L153 222V223H152V226H153ZM168 224H169V223H168ZM172 224H173V223H172ZM179 224H180V222H179ZM216 224H217V223H216ZM247 224H248V223H247ZM249 224H250V223H249ZM252 224H253V223H252ZM258 224H259V223H258ZM134 225H136V224H134ZM157 225H159V224L157 223L156 226H157ZM160 225H161V224H160ZM169 225H170V224H169ZM209 225H210V224H209ZM218 225H219V224H218ZM230 225H231V224H230ZM238 225H239V224H238ZM243 225H244V224H243ZM123 226H125V225H123ZM123 226H122V227H123ZM136 226H137V225H136ZM139 226H140V225H139ZM142 226H143V225H142ZM152 226H151V227H152ZM203 226H204V225H203ZM236 226H237V225H236ZM253 226H254V225H253ZM261 226H262V225H261ZM122 227H121V228H122ZM175 227H176V226H175ZM217 227H218V226H217ZM240 227H241V224H240ZM243 227H244V226H243ZM251 227H252V226H251ZM259 227H260V224H259ZM125 228H126V226H125ZM125 228H124V229H125ZM132 228H133V226L131 227V229H132ZM134 228H137V227L134 226ZM148 228H149V227H148ZM177 228H178V227H177ZM208 228H209V227H208ZM106 229H107V228H106ZM116 229H118V228H116ZM140 229H141V228H140ZM162 229H163V228H162ZM229 229H230V227H229ZM231 229H233V228H231ZM231 229H230V230H231ZM249 229H250V228H249ZM252 229L254 230V228H252ZM255 229H256V228H255ZM261 229H262V227H261ZM102 230H103V229H102ZM109 230H110V228H109ZM121 230H122V229H120L119 231H121ZM128 230H129V229H128ZM144 230H145V229H144ZM151 230H152V229H151ZM151 230H150V231H151ZM155 230H156V229H155ZM159 230H160V229H159ZM159 230H158V232H159ZM217 230H218V229H217ZM220 230H221V229H220ZM235 230H236V229H235ZM235 230H234V231H235ZM259 230H260V229H259ZM134 231H135V230L133 229V232H134ZM147 231H148V230H147ZM150 231H149V232H150ZM152 231H154V229H153ZM227 231H229V230H227ZM248 231H249V230H248ZM250 231H251V230H250ZM109 232H110V231H109ZM129 232H130V231H129ZM129 232H128V233H129ZM166 232H167V231H166ZM216 232H217V231H216ZM260 232H261V231H260ZM110 233H111V232H110ZM110 233H109V234H110ZM117 233H118V231H117ZM142 233H143V232H142ZM160 233H161V232H160ZM227 233H228V232H227ZM232 233H234V232H232ZM236 233H237V232H236ZM236 233H235V234H236ZM118 234H120V233H118ZM138 234H139V233H138ZM150 234H151V233H150ZM150 234H149V235H150ZM223 234H224V233H223ZM229 234H230V233H229ZM241 234H242V233H241ZM115 235H116V234H115ZM129 235H130V234H129ZM133 235H134V234H133ZM147 235H148V234H147ZM158 235H159V234H158ZM206 235H207V234H206ZM260 235H262V234H260ZM260 235H259V236H260ZM122 236H123V235H122ZM135 236H136V235H135ZM137 236H138V235H137ZM144 236H145V235H144ZM151 236H152V235H151ZM153 236H154V233H153ZM156 236H157V235H156ZM234 236H235V235H234ZM236 236H237V235H236ZM238 236H239V235H238ZM242 236H243V235H242ZM248 236H249V235H248ZM251 236H252V235H251ZM107 237H110V236H107ZM114 237H115V236H114ZM114 237H113V238H114ZM132 237H133V236H132ZM138 237H139V236H138ZM229 237H230V236H228V238H229ZM246 237H247V236H246ZM254 237H255V236H254ZM110 238H111V237H110ZM210 238H211V237H210ZM240 238H241V237H240ZM111 239H112V238H111ZM114 239H115V238H114ZM118 239H120V238H118ZM118 239H117V240H118ZM123 239H124V238H123ZM129 239H130V238H129ZM131 239H132V238H131ZM134 239H135V238H134ZM141 239H142V238H141ZM141 239H140V240H141ZM151 239H152V238H151ZM158 239H159V238H158ZM215 239H216V238H215ZM250 239H251V238H250ZM252 239H253V238H252ZM106 240H108V239H106ZM117 240H116V241L114 240V241L117 242ZM125 240H126V239H124V241H125ZM146 240H147V239H146ZM148 240H149V239H148ZM148 240H147V241H148ZM234 240H235V239H234ZM257 240H259V239H257ZM114 241H112V243H113ZM135 241H136V240H135ZM141 241H142V240H141ZM230 241H231V240H230ZM236 241H237V240H236ZM236 241H234V242H236ZM245 241H246V240H245ZM245 241H244V242H245ZM119 242H120V241H119ZM149 242H150V241H149ZM151 242H152V241H151ZM151 242H150V243H151ZM154 242H155V241H154ZM252 242H253V241H252ZM260 242H261V241H260ZM108 243H109V242H108ZM117 243H118V242H117ZM131 243H132V242H131ZM142 243H143V242H142ZM145 243H146V242H145ZM237 243H239V240H238ZM247 243H248V242H247ZM256 243H257V242H256ZM256 243H255V244H256ZM110 244H111V243H110ZM118 244H119V243H118ZM125 244H126V243H125ZM134 244H135V243H134ZM143 244H144V243H143ZM143 244H142V245H143ZM152 244H153V243H152ZM235 244H236V243H235ZM252 244H253V243H252ZM113 245H115V244H113ZM119 245H120V244H119ZM150 245H151V244H150ZM222 245H223V244H222ZM249 245H250V244H249ZM249 245H248V246H249ZM135 246H136V245H135ZM135 246H133V247H135ZM152 246H153V245H152ZM215 246H216V244H215ZM238 246H239V245H238ZM111 247H113L112 244H111L110 248H111ZM119 247H120V246H119ZM147 247H148V246H147ZM219 247H220V246H219ZM219 247H218V248H219ZM221 247H222V246H221ZM244 247H246V246H244ZM244 247H243V248H244ZM106 248H107V247H106ZM106 248H104V249H106ZM113 248H115V247H113ZM138 248H139V247H138ZM138 248H137V249H138ZM142 248H143V247H142ZM236 248H237V246H236ZM139 249H140V248H139ZM221 249H222V248H221ZM234 249H235V247H234ZM234 249H233V250H234ZM241 249H242V248H241ZM106 250H107V249H106ZM106 250H105V251H106ZM135 250H136V249L134 248V251H135ZM226 250H227V249H226ZM235 250H236V249H235ZM235 250H234V253H235ZM250 250H251V249H250ZM128 251H129V250H128ZM132 251H133V250H132ZM134 251H133V253H135ZM227 251H228V250H227ZM242 251H243V250H242ZM245 251H246V250H245ZM245 251H244V252H245ZM247 251H248V250H247ZM252 251H253V250H252ZM136 252H137V251H136ZM215 252H216V251H215ZM215 252H214V253H215ZM237 252H238V251H237ZM22 253H24V252H22ZM129 253H130V252H129ZM131 253H132V252H131ZM153 253H154V252H153ZM230 253H231V252H230ZM234 253L231 254V256L228 255V256L230 257L229 259H224V261H225L226 264H228V263H233V261L238 260V258H240V260H242V258H241V257H242V256H241V252H238L239 256H238L237 253H236V255H235ZM251 253H252V252H251ZM137 254H138V253H137ZM140 254H141V253H140ZM221 254H222V253H221ZM221 254H219V255H221ZM24 255H25V254H24ZM24 255H23V256H24ZM134 255H135V254H134ZM134 255H133V257H137V256H138V255H136V256H134ZM151 255H152V254H151ZM153 255H154V254H153ZM247 255H248V254H247ZM252 255H254V254H252ZM140 256H141V255H140ZM214 256H216V255H214ZM250 256H251V255H250ZM150 257H151V256H150ZM220 257H221V256H220ZM243 257H244V256H243ZM255 257H256V256H255ZM141 258H142V257H141ZM141 258H140V259H141ZM147 258H149V257H147ZM236 258H237V259H236ZM245 258H247V260H248V257H247V256H245ZM22 259H23V258H22ZM129 259H131V258H129ZM137 259H138V258H137ZM140 259H139V260H140ZM151 259H152V258H151ZM219 259H220V258H219ZM243 259H244V258H243ZM259 259H260V258H259ZM24 260H25V259H24ZM134 260H135V259H134ZM251 260H252V259H251ZM251 260H250V258H249V261H251ZM127 261H128V260H127ZM130 261H131V260H130ZM135 261H136V260H135ZM141 261H142V260H141ZM217 261H218V260H217ZM243 261L246 262L245 260H243ZM249 261H248V262H249ZM254 261H255V260H254ZM259 261H260V260H259ZM147 262L149 263V261H147ZM227 262H228V263H227ZM139 263H140V262H139ZM139 263H138V264H139ZM239 263H240V262H239ZM249 263H250V262H249ZM251 263H252V261H251ZM251 263H250V264H251ZM253 263H254V262H253ZM253 263H252V264H253ZM257 263H258V262H257ZM124 264H125V263H124ZM135 264H136V262H135ZM140 264H141V263H140ZM151 264H152V263H151ZM233 264H234V263H233Z\"/></svg>","mask_w":264,"mask_h":264},{"label":"crops","instance_id":"0c3cea01","mask_svg":"<svg viewBox=\"0 0 264 264\" xmlns=\"http://www.w3.org/2000/svg\"><path fill=\"white\" fill-rule=\"evenodd\" d=\"M15 228V218L0 212V264H85L86 245L80 238L65 244L39 240L25 256L19 258L17 253L12 256L9 245Z\"/></svg>","mask_w":264,"mask_h":264},{"label":"built area","instance_id":"2783aa9c","mask_svg":"<svg viewBox=\"0 0 264 264\" xmlns=\"http://www.w3.org/2000/svg\"><path fill=\"white\" fill-rule=\"evenodd\" d=\"M17 231H18V230H15V231L13 232V234H12V241H11V243H10V245H9V253H10L11 255L13 254V252H15V247H16L15 237H16L17 234H18Z\"/></svg>","mask_w":264,"mask_h":264}]
</instances>
